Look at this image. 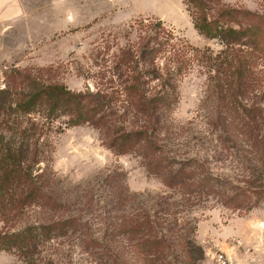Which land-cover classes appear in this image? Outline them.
<instances>
[{
    "label": "trees",
    "instance_id": "1",
    "mask_svg": "<svg viewBox=\"0 0 264 264\" xmlns=\"http://www.w3.org/2000/svg\"><path fill=\"white\" fill-rule=\"evenodd\" d=\"M183 1L195 28L218 40L221 50L196 47L161 20L141 18L123 33H109L125 43H117L103 63L96 90L75 92L29 69L10 70L0 89V250L25 264H68L63 249L75 238L86 249L105 250L101 264H170L174 249L192 252L197 221L191 211L211 201L239 212L261 203L260 164L235 181L216 174L209 159L182 151L188 141L168 124L179 81L201 67L210 93H218L226 108L237 107L233 114L222 107L217 120L211 118L221 130L222 148L261 161V140L248 132L261 130V108L238 98L254 91L260 97L254 64L264 46L261 14L228 0ZM61 116L65 126L93 125L119 154H138L166 190L97 196L93 184L67 188L48 150ZM232 127L239 132L230 136ZM106 179L117 190L108 184L115 177Z\"/></svg>",
    "mask_w": 264,
    "mask_h": 264
},
{
    "label": "rangeland",
    "instance_id": "2",
    "mask_svg": "<svg viewBox=\"0 0 264 264\" xmlns=\"http://www.w3.org/2000/svg\"><path fill=\"white\" fill-rule=\"evenodd\" d=\"M228 2L259 12L264 37V0ZM141 18L161 20L196 47H211L215 52L222 49L218 40L208 39L195 28L183 0H0V89L5 87L10 70L18 68L29 69L33 76L62 83L75 92L88 87L96 90L103 63L112 58L117 43H125L121 35L116 39L109 33H123L129 23ZM261 48V57L254 64V77L261 84L260 97L256 98L255 91L238 97L248 106L255 103L252 106L261 108V130H248L261 140V161L223 149L221 130L211 118L217 120L222 107L223 112L232 109L228 114L237 107L228 103L226 108L218 93H210L205 69L196 67L179 81V100L168 124L182 135L181 141H188L182 151L209 159L216 174L234 181L260 164L261 203L248 212H239L211 201L191 211L190 216L197 221V231L191 236L192 252L187 255L174 249L167 258L170 264H218L216 255L220 252L234 264H264V46ZM66 119L61 116L55 121L58 131L52 133L48 150L50 165L67 188L93 184L97 196L114 195L120 190L156 195L166 190L160 178L147 171L138 154H119L105 144L93 125L65 126L62 123ZM231 130L230 136L239 132L233 127ZM222 134L226 136L224 131ZM109 174L115 181L108 184L113 183L117 190L105 184ZM73 241L63 249L68 254L63 260L68 264H101L108 258L103 249L89 250L78 245L75 238ZM0 264L25 263L14 253L0 250Z\"/></svg>",
    "mask_w": 264,
    "mask_h": 264
},
{
    "label": "built area",
    "instance_id": "3",
    "mask_svg": "<svg viewBox=\"0 0 264 264\" xmlns=\"http://www.w3.org/2000/svg\"><path fill=\"white\" fill-rule=\"evenodd\" d=\"M216 261L218 264H234L231 258L224 252H220L216 255Z\"/></svg>",
    "mask_w": 264,
    "mask_h": 264
}]
</instances>
